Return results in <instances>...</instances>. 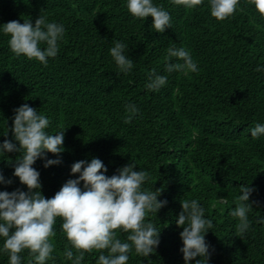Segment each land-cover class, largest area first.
<instances>
[{
  "label": "trees",
  "instance_id": "obj_1",
  "mask_svg": "<svg viewBox=\"0 0 264 264\" xmlns=\"http://www.w3.org/2000/svg\"><path fill=\"white\" fill-rule=\"evenodd\" d=\"M154 2L172 16L164 33L150 30L151 17L134 19L125 0H0V25L30 18L34 23L44 15L66 28L57 57L46 67L16 57L0 33V143L12 139L13 110L23 103L50 117V133L66 130L62 163L47 169L41 160L34 165L46 198L77 178L71 166L80 160L101 159L108 176L130 163L149 171L145 187L163 188L158 199L168 201L156 217H147L161 227L160 244L147 260L133 252L128 264H185L179 251L183 229L175 220L180 201L193 198L215 225L205 237L213 249L208 264H264V223L257 222L264 219V136L250 135L256 122H264V72L255 71L264 65V18L251 0H240L224 21L210 16L208 0L191 9L171 0ZM114 40L128 45L135 65L128 75L118 72L109 54ZM173 43L190 51L198 73L165 72ZM152 69L169 75L158 92L144 87ZM126 102L140 109L130 124L124 123ZM18 155L0 156V170L13 179L0 191H27L12 177L9 163ZM243 184L255 189L250 202L257 203L250 213L252 228L241 238L229 211ZM221 197L227 203L219 202ZM56 227L55 264H68L63 257L68 242ZM23 255L27 264V252ZM98 255L86 254L84 264H95ZM0 264H8L7 255H0Z\"/></svg>",
  "mask_w": 264,
  "mask_h": 264
},
{
  "label": "clouds",
  "instance_id": "obj_2",
  "mask_svg": "<svg viewBox=\"0 0 264 264\" xmlns=\"http://www.w3.org/2000/svg\"><path fill=\"white\" fill-rule=\"evenodd\" d=\"M173 4L191 9L203 0H171ZM251 4L264 18V0H251ZM240 0H208L210 16L224 21L238 10ZM128 13L136 20L146 22L151 17L150 30L164 33L172 26V16L163 5L154 0H125ZM0 33L8 37L10 51L16 56L36 60L45 67L50 58L57 57L60 43L65 39L63 22H49L39 15L34 23L25 19L23 23L12 20L0 25ZM128 45L123 40H114L109 54L119 73L128 75L134 68V61L128 56ZM165 72L198 73L200 71L190 51L176 47L173 43L166 50ZM256 72H264V65H257ZM169 75H161L152 69L147 75L144 87L150 92H158L166 86ZM124 123L130 124L139 114L135 102H126ZM12 139L0 143V156L19 153L13 165L12 177L26 187L9 192L0 191V255H7L8 264H55L53 252L57 224L61 235L67 240L63 257L68 264H84L86 254L99 253L95 264H128L133 252L145 258L155 254L160 244L161 227L147 217L157 213L167 205V200L158 199L163 188L153 190L145 187L151 173L145 169L135 170L134 163L118 169L111 176L99 158L80 160L71 166L75 179H68L51 198L42 194L40 172L34 167L37 160L43 161L45 169L59 166L65 151V131L52 134L50 117L23 103L13 110ZM9 129L3 135L7 137ZM253 139L264 136V122H256L250 129ZM51 153L55 158H48ZM13 184L0 170V185ZM255 192L249 184L239 188L235 206L229 215L237 223L235 232L243 238L252 228L250 213L253 204L250 197ZM219 202L227 203L221 197ZM181 211L175 220L180 232L185 264H208L212 246L205 237L214 227L213 219L206 216V209L199 198L180 201ZM264 223V219L258 220ZM212 232V231H211ZM124 235V239L120 237ZM199 257L200 259H197Z\"/></svg>",
  "mask_w": 264,
  "mask_h": 264
}]
</instances>
